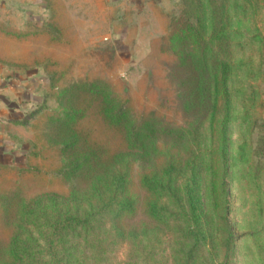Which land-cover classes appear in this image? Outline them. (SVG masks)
Wrapping results in <instances>:
<instances>
[{
	"label": "rangeland",
	"instance_id": "obj_1",
	"mask_svg": "<svg viewBox=\"0 0 264 264\" xmlns=\"http://www.w3.org/2000/svg\"><path fill=\"white\" fill-rule=\"evenodd\" d=\"M0 72L28 92L22 157L0 163V264L15 235H47L38 198L85 210L115 174L131 207L64 230L60 264H264V0H0ZM169 165L162 221L144 180ZM184 169L205 215L196 248L177 206Z\"/></svg>",
	"mask_w": 264,
	"mask_h": 264
},
{
	"label": "trees",
	"instance_id": "obj_2",
	"mask_svg": "<svg viewBox=\"0 0 264 264\" xmlns=\"http://www.w3.org/2000/svg\"><path fill=\"white\" fill-rule=\"evenodd\" d=\"M210 39L221 43V39L217 38L216 35H212ZM228 68L227 62H219L220 78H215L214 90H221L220 87H225L223 90H226ZM215 106L216 102L214 98L211 112L212 115L215 113ZM107 116L115 124L120 121L119 113L112 115L110 112H107ZM128 135L127 139L132 142V134L130 135L128 133ZM185 172L184 169L182 179L185 178ZM173 176H178V173H175L174 167L169 165L159 176L150 177L144 180L145 188L154 197L148 207V214L150 217L162 221L169 220L171 215L167 210V206L160 203L159 200H163L168 195H171L172 191L169 186ZM193 176L194 172L191 173L190 177L183 180L181 188L183 202L182 204L177 205L183 219V226L186 229L185 242L191 246L190 248H196L198 244L203 246L206 245L204 235L205 229H203L205 215L200 207L199 199L195 194V189L193 188L194 182L190 180ZM93 191L94 193L91 194V197L97 201L94 204H90V202L87 201V208L85 210L80 208L79 205L71 204V202H67L66 199L56 195H47L38 198L35 205L40 207L42 211L41 215H45V218L47 217L46 221L47 224H49L47 228L48 233L46 236L41 233L36 240H32L30 235L26 238H21L20 234L15 235L11 239L8 249L11 264H22L30 261L39 262L40 264H60L62 257L57 250L59 249L58 247L61 246L60 244L63 243L62 241L65 240L62 236L65 234L66 230H74L78 227L84 226L92 221V218L100 217L106 213L111 207H116L119 210L131 207V201L123 194V177L119 174L111 176L103 186L97 187ZM29 207L30 208L24 211V214H29L33 206L31 205ZM40 237L41 239L42 237L43 239L45 237L46 241L42 240L46 245V249L42 251L40 250L34 255L32 252L35 249L32 247H39V245H36L35 243L40 240ZM185 242H183V245H186ZM37 254H39V256L36 258ZM33 257H35V260ZM189 259L191 261V257ZM75 260H79V258H73L70 263L78 264Z\"/></svg>",
	"mask_w": 264,
	"mask_h": 264
},
{
	"label": "crops",
	"instance_id": "obj_3",
	"mask_svg": "<svg viewBox=\"0 0 264 264\" xmlns=\"http://www.w3.org/2000/svg\"><path fill=\"white\" fill-rule=\"evenodd\" d=\"M14 81L12 76L0 72V163L13 165L22 157L14 133L21 116L20 109L28 105V92L23 87L19 90Z\"/></svg>",
	"mask_w": 264,
	"mask_h": 264
},
{
	"label": "clouds",
	"instance_id": "obj_4",
	"mask_svg": "<svg viewBox=\"0 0 264 264\" xmlns=\"http://www.w3.org/2000/svg\"><path fill=\"white\" fill-rule=\"evenodd\" d=\"M13 147H15V146H13Z\"/></svg>",
	"mask_w": 264,
	"mask_h": 264
}]
</instances>
